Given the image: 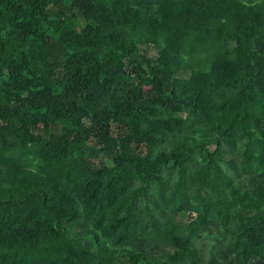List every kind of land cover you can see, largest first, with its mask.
Here are the masks:
<instances>
[{
	"label": "trees",
	"instance_id": "trees-1",
	"mask_svg": "<svg viewBox=\"0 0 264 264\" xmlns=\"http://www.w3.org/2000/svg\"><path fill=\"white\" fill-rule=\"evenodd\" d=\"M0 264H264V0H0Z\"/></svg>",
	"mask_w": 264,
	"mask_h": 264
}]
</instances>
